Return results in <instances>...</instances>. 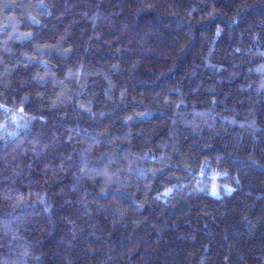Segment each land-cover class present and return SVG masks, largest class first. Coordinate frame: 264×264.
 Masks as SVG:
<instances>
[{"label": "trees", "instance_id": "1", "mask_svg": "<svg viewBox=\"0 0 264 264\" xmlns=\"http://www.w3.org/2000/svg\"><path fill=\"white\" fill-rule=\"evenodd\" d=\"M0 264H264V0H0Z\"/></svg>", "mask_w": 264, "mask_h": 264}]
</instances>
